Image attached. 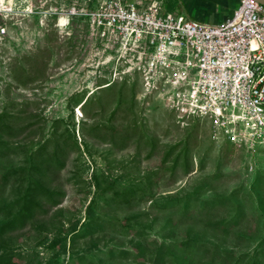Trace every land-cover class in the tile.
Returning a JSON list of instances; mask_svg holds the SVG:
<instances>
[{"label": "rangeland", "instance_id": "rangeland-1", "mask_svg": "<svg viewBox=\"0 0 264 264\" xmlns=\"http://www.w3.org/2000/svg\"><path fill=\"white\" fill-rule=\"evenodd\" d=\"M98 2L0 0V224L27 194L46 209L0 233V263L264 264V144L146 92Z\"/></svg>", "mask_w": 264, "mask_h": 264}, {"label": "built area", "instance_id": "built-area-1", "mask_svg": "<svg viewBox=\"0 0 264 264\" xmlns=\"http://www.w3.org/2000/svg\"><path fill=\"white\" fill-rule=\"evenodd\" d=\"M87 14L100 42L179 119L207 118L233 144H264L263 4L239 0L215 23L164 11L159 0H99Z\"/></svg>", "mask_w": 264, "mask_h": 264}, {"label": "crops", "instance_id": "crops-1", "mask_svg": "<svg viewBox=\"0 0 264 264\" xmlns=\"http://www.w3.org/2000/svg\"><path fill=\"white\" fill-rule=\"evenodd\" d=\"M132 1V0H131ZM149 3L151 0H143ZM164 11L179 8L189 17L204 22H220L231 15L239 0H159Z\"/></svg>", "mask_w": 264, "mask_h": 264}, {"label": "trees", "instance_id": "trees-1", "mask_svg": "<svg viewBox=\"0 0 264 264\" xmlns=\"http://www.w3.org/2000/svg\"><path fill=\"white\" fill-rule=\"evenodd\" d=\"M10 148V143L6 140H3L0 138V151L1 150H8ZM41 188V186H40ZM37 209L42 210L43 212L46 211V209L42 206L41 199L30 197V194H27L25 196V202L23 203L22 207L19 209L17 214L13 216L12 218L8 219L4 223L0 224V233H3L5 231H10L15 228L23 227L24 224L27 221V218L30 216L29 214H33ZM72 231L76 232V226L72 227ZM62 238H54L51 240V247L56 248V246L59 245ZM64 246V245H63ZM58 252H55L54 255L56 256ZM1 264V263H0Z\"/></svg>", "mask_w": 264, "mask_h": 264}, {"label": "bare ground", "instance_id": "bare-ground-1", "mask_svg": "<svg viewBox=\"0 0 264 264\" xmlns=\"http://www.w3.org/2000/svg\"><path fill=\"white\" fill-rule=\"evenodd\" d=\"M65 20H66V19L62 17V18L60 19L61 24H64ZM80 110H81V106L78 108V112H79V114H80Z\"/></svg>", "mask_w": 264, "mask_h": 264}, {"label": "water", "instance_id": "water-1", "mask_svg": "<svg viewBox=\"0 0 264 264\" xmlns=\"http://www.w3.org/2000/svg\"><path fill=\"white\" fill-rule=\"evenodd\" d=\"M256 1H258V2H260L261 4L264 5V0H256Z\"/></svg>", "mask_w": 264, "mask_h": 264}]
</instances>
